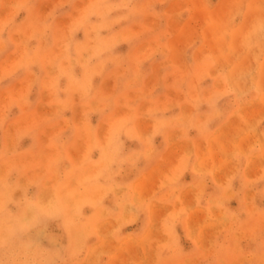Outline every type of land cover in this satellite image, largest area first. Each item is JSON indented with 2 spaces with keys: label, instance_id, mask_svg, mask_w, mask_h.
Masks as SVG:
<instances>
[{
  "label": "rangeland",
  "instance_id": "obj_1",
  "mask_svg": "<svg viewBox=\"0 0 264 264\" xmlns=\"http://www.w3.org/2000/svg\"><path fill=\"white\" fill-rule=\"evenodd\" d=\"M0 264H264V0H0Z\"/></svg>",
  "mask_w": 264,
  "mask_h": 264
},
{
  "label": "bare ground",
  "instance_id": "obj_2",
  "mask_svg": "<svg viewBox=\"0 0 264 264\" xmlns=\"http://www.w3.org/2000/svg\"><path fill=\"white\" fill-rule=\"evenodd\" d=\"M65 36V35H64ZM60 44V43H59ZM70 57V56H69ZM83 63V62H82ZM200 65V64H199ZM71 72V71H70ZM221 94V93H220ZM53 145V144H52ZM59 151V150H58ZM52 153V152H51ZM57 154V153H56ZM26 180V179H25ZM55 180V179H54ZM22 187V186H21ZM225 188V187H224ZM100 191V190H99ZM76 202V201H75ZM26 204V203H25ZM71 213V212H70ZM75 217V216H74ZM76 232V231H75ZM78 238V237H75ZM76 242V241H75Z\"/></svg>",
  "mask_w": 264,
  "mask_h": 264
}]
</instances>
